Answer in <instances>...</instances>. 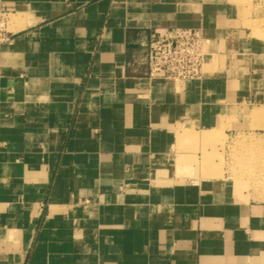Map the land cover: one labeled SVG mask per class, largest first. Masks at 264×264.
<instances>
[{"label":"crops","instance_id":"0c3cea01","mask_svg":"<svg viewBox=\"0 0 264 264\" xmlns=\"http://www.w3.org/2000/svg\"><path fill=\"white\" fill-rule=\"evenodd\" d=\"M1 14L0 264H264V203L191 170L264 137V0H0ZM170 29L204 32L201 80L135 63Z\"/></svg>","mask_w":264,"mask_h":264},{"label":"built area","instance_id":"2783aa9c","mask_svg":"<svg viewBox=\"0 0 264 264\" xmlns=\"http://www.w3.org/2000/svg\"><path fill=\"white\" fill-rule=\"evenodd\" d=\"M6 14L0 15V46L12 40ZM207 40L200 29H170L152 33L143 57L135 63L145 67L149 80L192 82L201 80L207 60Z\"/></svg>","mask_w":264,"mask_h":264},{"label":"rangeland","instance_id":"374dc122","mask_svg":"<svg viewBox=\"0 0 264 264\" xmlns=\"http://www.w3.org/2000/svg\"><path fill=\"white\" fill-rule=\"evenodd\" d=\"M253 8H249L251 11ZM5 18L9 19L6 15ZM264 30V19L255 24ZM8 33L9 30L7 28ZM2 37H0L1 42ZM210 153V154H209ZM207 152L202 160L194 159L191 170L214 173L217 169L226 177L236 180L250 198L264 203V137L239 135L230 140L223 149ZM217 171V172H218ZM236 183V182H235Z\"/></svg>","mask_w":264,"mask_h":264},{"label":"bare ground","instance_id":"6f19581e","mask_svg":"<svg viewBox=\"0 0 264 264\" xmlns=\"http://www.w3.org/2000/svg\"><path fill=\"white\" fill-rule=\"evenodd\" d=\"M212 143V142H211Z\"/></svg>","mask_w":264,"mask_h":264}]
</instances>
